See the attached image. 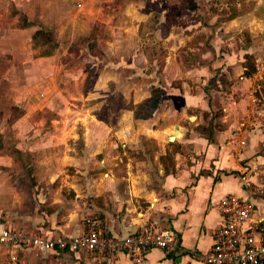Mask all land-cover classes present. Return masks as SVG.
Returning a JSON list of instances; mask_svg holds the SVG:
<instances>
[{
  "label": "crops",
  "instance_id": "1",
  "mask_svg": "<svg viewBox=\"0 0 264 264\" xmlns=\"http://www.w3.org/2000/svg\"><path fill=\"white\" fill-rule=\"evenodd\" d=\"M12 1L19 4L17 0ZM196 3L203 8L212 7L210 0ZM78 4L83 17L80 20L85 22L83 30L91 29L95 20L101 23V28L117 30L115 37L105 32L106 37L95 41L92 51L86 54L87 64L76 65L80 71V77L73 78L76 96L81 94L87 100L109 96L111 93L108 92L115 85L119 88L116 100L120 98L127 103L132 100L137 104L150 99L154 87L147 84L149 80L135 76L138 74L129 63L132 60L135 64V59L124 57L125 53L132 52L135 56L137 52L139 28L136 24L148 15L144 11L147 5L142 8L141 3L136 5L132 0H80ZM77 16L70 19L71 27ZM110 21L115 26H109ZM0 30H4L0 32L2 68L6 66L5 57L12 54V36L21 40L18 34H24L25 28L6 24ZM70 30L72 35L75 31ZM86 35V31L80 32L81 37ZM104 47H109L108 52L118 57L113 77L109 74L112 72L109 63H99L104 59L101 55L105 52ZM67 50L69 48L66 49L61 41L50 55H42L33 63L48 59L55 62ZM74 50L79 56L76 47ZM23 61L27 66V60ZM136 61L139 65L144 63ZM88 63L100 67L89 94L88 89L85 93L81 90L88 78ZM36 66L35 74L41 69L40 65ZM24 76L17 86L5 83L6 92L0 102V111L5 112V117L9 116L10 108L17 105L18 94L30 89V82ZM109 82L113 83L110 87ZM166 89L158 107L150 114L138 116L136 109H122L118 112L116 125L106 124L103 118L84 111V115L75 120L80 119L84 125L82 131L71 124H61L65 120L57 116L43 120L37 128L21 126L20 120L16 124L0 126V227L26 230L30 235L47 238L69 237L81 234L85 230L84 220L90 216L98 222L101 233L117 239L140 233L145 227L151 231L169 228L177 235L179 247L174 250L149 247L144 254V264H205L203 256L211 247L214 231L223 219L219 201L225 195L235 194L252 205L246 224L248 232L255 231L264 236V191L261 194L250 192L240 180L242 168L254 164L255 158L251 159L253 149L264 148V129L249 126L243 129L227 124L209 139L182 123L169 128L163 119L167 120L171 115V105L166 99L173 101L174 94ZM51 96H47L42 109L49 106ZM193 96L182 98L184 107L191 102L197 104V98ZM72 98L75 96L70 100ZM70 107L66 110L75 113ZM42 116L46 117L45 114ZM10 133H18L12 136L15 135L20 149L28 154L21 158L19 165L4 151L7 138L12 137ZM170 136H174L171 141ZM240 138H243L244 146ZM262 154H259L258 162L263 161ZM260 171H263L260 182H264V167ZM251 178L257 182L258 177ZM12 254L16 255V261L11 259ZM19 263L134 264L129 250L39 252L28 247L7 249L0 245V264Z\"/></svg>",
  "mask_w": 264,
  "mask_h": 264
},
{
  "label": "rangeland",
  "instance_id": "2",
  "mask_svg": "<svg viewBox=\"0 0 264 264\" xmlns=\"http://www.w3.org/2000/svg\"><path fill=\"white\" fill-rule=\"evenodd\" d=\"M79 1L17 0L19 4H15L12 0H0V28L6 24L25 28L24 34H18L21 40L15 35L12 36V54L5 57L6 66L0 68V102L4 99L6 82L7 86L10 83L17 86L24 79V74L30 82L29 91L18 94L17 105L10 108L8 117L4 116L3 110L0 111V126L16 124L20 120L21 126L37 128L43 120L57 116L62 121L65 120L61 124H71L74 129L82 131L84 125L80 119L75 120L82 117L84 111L85 114L93 113L103 118L106 124L116 125L118 112L122 109H136L138 116L150 114L152 109L158 107L163 99V90L167 88L168 92L174 94L173 101L166 99L167 104L171 105V115L167 120L163 119L169 128L173 124L182 123L209 139L216 136L227 124L234 127L238 125L243 129L245 126L264 129V0H210V9L196 3L200 0H167L171 6L165 4V0H132L136 5L141 3L142 8L147 5L144 11L148 15L144 14L146 18L136 24L139 35L136 37L138 46L135 56L130 52L125 53L124 57L134 58L135 64L132 60L129 63L135 68V74H138L135 76L149 80L147 84L154 87L152 97L137 104L132 100L129 103L120 98L116 100L119 88L115 85L108 92L111 93L109 96L93 100L90 97L87 100L81 94L76 96L77 89L73 78L80 77L76 65L84 62L87 64L86 54L92 51L95 41L106 37L105 32L108 36L113 34L115 37L117 30L111 27L108 32L104 27L101 28V23L97 20L93 22L91 29L83 30L85 22L82 21V10H78ZM186 9L188 13H185ZM75 15L78 16L76 20H72L71 27L69 21ZM230 19L233 20L227 22ZM229 23L230 26H227ZM108 25L115 26L111 21ZM69 27L75 31L72 35ZM36 28L43 30L40 36H35ZM81 31H86L88 35L81 37ZM61 41L69 50L61 54L55 62L48 59L33 63L42 55H50ZM39 45L43 49L37 48ZM75 47L79 56L76 55ZM104 50L101 53L104 59L99 63H109L108 67L112 70L109 74L113 77L116 75L118 57L108 52L111 50L109 47H104ZM24 59L27 60V66L23 65ZM137 59L144 63L139 65ZM36 64L41 66L37 74ZM98 72V65L88 63V78L81 86L83 93L87 92L86 89L90 93ZM109 83L110 87L113 83ZM49 95H52L49 106L42 109L41 106ZM190 95L197 98V104L191 102L184 107L186 104L182 98ZM73 96L75 98L70 100ZM68 106L76 112L66 110ZM43 114L46 115L45 118ZM13 134L18 133H10L11 136ZM7 139L8 144L4 151L16 159L15 162L19 165L21 158L28 154L20 149L15 135ZM240 139L243 145V138ZM70 141L73 142L72 139ZM262 153L263 146L253 149L251 159L255 158L256 161L253 159L252 166L244 164L248 168H242L241 174L251 181L252 176L258 177L257 182H253L261 190L264 182H260V177L263 176V171L260 170L264 167V158L258 162V156Z\"/></svg>",
  "mask_w": 264,
  "mask_h": 264
},
{
  "label": "built area",
  "instance_id": "3",
  "mask_svg": "<svg viewBox=\"0 0 264 264\" xmlns=\"http://www.w3.org/2000/svg\"><path fill=\"white\" fill-rule=\"evenodd\" d=\"M241 180L250 192L262 193L257 184L245 175ZM222 222L213 234V243L203 256L205 264H264V236L255 231L248 232L252 205L247 200L228 194L219 201ZM85 230L69 237L47 238L30 235L29 231L11 230L0 227V245L7 248H33L39 252H81L102 250H129L134 264H144L147 248L155 246L165 250L179 247L178 237L169 228L151 231L148 227L140 233L123 238L101 233L99 224L92 217L84 220ZM16 261V255L11 256Z\"/></svg>",
  "mask_w": 264,
  "mask_h": 264
},
{
  "label": "trees",
  "instance_id": "4",
  "mask_svg": "<svg viewBox=\"0 0 264 264\" xmlns=\"http://www.w3.org/2000/svg\"><path fill=\"white\" fill-rule=\"evenodd\" d=\"M43 31V30H42ZM42 31H40V30H37L36 32H35V36H40V34L42 33ZM98 74V73H97ZM97 76V75H96Z\"/></svg>",
  "mask_w": 264,
  "mask_h": 264
},
{
  "label": "water",
  "instance_id": "5",
  "mask_svg": "<svg viewBox=\"0 0 264 264\" xmlns=\"http://www.w3.org/2000/svg\"><path fill=\"white\" fill-rule=\"evenodd\" d=\"M176 128H177V126H175ZM174 139V136H170L169 137V140L171 141V140H173Z\"/></svg>",
  "mask_w": 264,
  "mask_h": 264
}]
</instances>
